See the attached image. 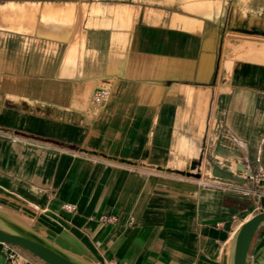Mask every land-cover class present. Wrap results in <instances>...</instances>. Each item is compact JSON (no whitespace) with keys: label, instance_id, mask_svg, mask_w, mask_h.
Instances as JSON below:
<instances>
[{"label":"crops","instance_id":"0c3cea01","mask_svg":"<svg viewBox=\"0 0 264 264\" xmlns=\"http://www.w3.org/2000/svg\"><path fill=\"white\" fill-rule=\"evenodd\" d=\"M259 2L0 0V211L83 264H233L264 210Z\"/></svg>","mask_w":264,"mask_h":264},{"label":"water","instance_id":"95a60500","mask_svg":"<svg viewBox=\"0 0 264 264\" xmlns=\"http://www.w3.org/2000/svg\"><path fill=\"white\" fill-rule=\"evenodd\" d=\"M7 228L0 227V242L28 251L45 264H83L50 246L24 226L0 214ZM264 222V210L253 214L239 227L234 244L233 264H245L247 251L257 227Z\"/></svg>","mask_w":264,"mask_h":264},{"label":"built area","instance_id":"2783aa9c","mask_svg":"<svg viewBox=\"0 0 264 264\" xmlns=\"http://www.w3.org/2000/svg\"><path fill=\"white\" fill-rule=\"evenodd\" d=\"M108 90L106 88H100L92 96V104H98L106 97ZM67 209L72 207L69 204H65ZM10 249L7 252V258L11 264H32L28 261L24 254V249L15 245H10ZM120 264H130L128 262H121Z\"/></svg>","mask_w":264,"mask_h":264},{"label":"bare ground","instance_id":"6f19581e","mask_svg":"<svg viewBox=\"0 0 264 264\" xmlns=\"http://www.w3.org/2000/svg\"><path fill=\"white\" fill-rule=\"evenodd\" d=\"M262 52H264V49H262ZM5 213L0 211V214L5 216L6 218H8V219H10V220H12V221L24 226L27 229H31V227L28 226V221L27 220L22 219L21 217H19L18 215L14 214L11 211H5ZM0 227L7 228V226L1 220H0Z\"/></svg>","mask_w":264,"mask_h":264},{"label":"rangeland","instance_id":"374dc122","mask_svg":"<svg viewBox=\"0 0 264 264\" xmlns=\"http://www.w3.org/2000/svg\"><path fill=\"white\" fill-rule=\"evenodd\" d=\"M259 4H260V8H261L260 11H261L262 15H264V0H260ZM262 42H264V41H260V43H258V45L264 46V43H262ZM243 43L245 44L247 42H243ZM233 50H234V48H233Z\"/></svg>","mask_w":264,"mask_h":264}]
</instances>
